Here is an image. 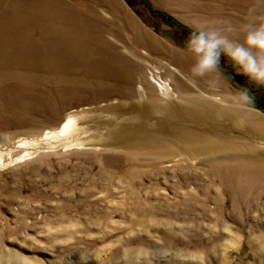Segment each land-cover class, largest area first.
Instances as JSON below:
<instances>
[{"label": "rangeland", "instance_id": "374dc122", "mask_svg": "<svg viewBox=\"0 0 264 264\" xmlns=\"http://www.w3.org/2000/svg\"><path fill=\"white\" fill-rule=\"evenodd\" d=\"M144 2L0 0V264H264V0ZM130 106L187 132L110 142Z\"/></svg>", "mask_w": 264, "mask_h": 264}, {"label": "bare ground", "instance_id": "6f19581e", "mask_svg": "<svg viewBox=\"0 0 264 264\" xmlns=\"http://www.w3.org/2000/svg\"><path fill=\"white\" fill-rule=\"evenodd\" d=\"M243 7V6H242ZM249 9H253L251 7H248ZM258 10H261L260 7L258 6ZM4 15V14H3ZM1 16L0 17V28L2 26H4L5 24L9 23L10 21L7 20V18H9L8 16ZM19 21V18L17 19V23L20 25V26H23L20 24ZM263 23H264V20H263ZM2 29H0V35L2 33ZM23 40L27 41L26 42V45L27 46V51H35L38 53V50L35 46H33L35 44V42L33 41V39L29 36L28 37H23ZM15 49H18L17 47ZM48 55V54H46ZM80 56H84L83 54H80ZM1 57V56H0ZM82 62L84 65H86L88 62L85 58H82ZM99 61H100V64L101 65H106L107 63V59H104L103 57L102 58H99ZM112 64H113V61L112 62H109V73L111 74L112 73ZM18 66L17 63L13 62V63H4L2 61V57L0 58V89L2 90L1 93H0V97L4 98L7 96V94L9 93L10 96L12 97V101L15 102L16 101V95H18V93L16 94L17 92V86H9L8 88H6L5 86V83L6 82H9L10 80L14 79L16 76V72H15V69L14 67ZM85 68L90 72L92 73V70H91V67H88V66H85ZM8 71V72H7ZM116 74H120V75H124V76H127L128 73L127 72H132L133 71V68H131L129 71H126L120 67H118L116 70ZM93 74V73H92ZM20 79H24V77H21L19 76ZM25 80V79H24ZM7 84V83H6ZM15 85V84H14ZM84 85V84H83ZM4 88V89H3ZM169 89V88H168ZM8 91V92H7ZM170 93V92H169ZM166 94V93H165ZM23 103H25V101H22V99H20V105H23ZM35 103V102H33ZM138 108L139 110L141 111H137ZM129 112L127 113H132V114H136L139 119L143 122L141 126L139 125H118L119 127L117 128V131H115L114 133L110 134L111 135V140L110 142H115V143H118V142H129V141H132L134 143L138 142L140 144H147V137L148 136H152V135H157L158 136H168V137H171L172 138H175V136L177 135H182L181 133H186L187 131L186 130H183L182 132H177L174 127L173 128H169V127H172L171 125L169 124H166V123H157V126L158 128H161L159 131H149L146 128V124L144 123V120L142 117H145V116H149V115H152L153 113L157 112V111H154V107H135V106H130L129 108ZM178 108L176 109H173V106L172 108L168 111L170 113V120H179L180 118L183 117V115H185L186 118H188L189 120H192L194 122H196L197 124H199L200 122L204 121L203 118H201L202 116V112L199 110V109H196V108H190V110H188V114L186 113H180V115H177L176 111H177ZM204 109V108H202ZM201 109V110H202ZM205 110V109H204ZM167 112V113H168ZM158 113V112H157ZM172 113V114H171ZM78 115L79 114H72V113H69L66 115V118L64 120V122L61 124L60 126V129L58 132H61L63 134H68V133H71V131L74 129V127H76V123H77V120H78ZM205 115V113L203 114ZM80 117V116H79ZM160 117V116H159ZM162 117V116H161ZM164 117V116H163ZM208 117V116H207ZM213 117V113L212 112H209V118H212ZM131 118H135V116H132V117H128L127 121H130ZM166 118V116H165ZM139 120V121H140ZM126 121V120H125ZM167 121V120H166ZM176 131V132H175ZM194 131V130H193ZM193 131H190L187 135V137L191 138V139H195L196 138V132H193ZM49 134V133H48ZM59 134V133H58ZM157 138V137H156ZM159 138V137H158ZM176 139V138H175ZM164 141V139H162ZM145 142V143H143ZM166 143V142H165ZM169 143V142H168ZM173 144V143H172ZM186 144V143H185ZM169 145V144H168ZM192 145V144H191ZM194 145V144H193ZM161 146V144L159 145ZM183 146V145H182ZM172 147V146H171ZM175 147V146H174ZM187 147V145H186ZM205 145L200 147L199 149H195L194 151H196L197 153L198 152H202L205 150ZM168 148V146H167ZM147 149V148H145ZM159 149V148H158ZM179 149V148H178ZM207 149V147H206ZM150 150V149H149ZM182 150V149H181ZM202 150V151H201ZM148 151V150H147ZM154 151V150H153ZM143 152V151H141ZM179 153V152H178ZM174 155V154H173Z\"/></svg>", "mask_w": 264, "mask_h": 264}, {"label": "water", "instance_id": "95a60500", "mask_svg": "<svg viewBox=\"0 0 264 264\" xmlns=\"http://www.w3.org/2000/svg\"><path fill=\"white\" fill-rule=\"evenodd\" d=\"M219 52H220L219 47H217V46L212 44V45L209 46V49L206 52L201 53L200 56L205 58V59H207L208 61H210L217 70L221 71L220 70L221 63L217 59ZM207 55H212L213 59H209L207 57ZM221 73L226 77V79L228 80V82L231 85H234L235 83L237 85H240V83L237 82L236 77H235L234 74L229 73V72H225V71H221ZM240 90L247 97H249V95L247 94L246 90H244V89H240ZM240 101L242 102V104L244 106H246V107H248L250 109L257 110V111H260V112L264 113V105H262L258 100H256V99H250V100L240 99Z\"/></svg>", "mask_w": 264, "mask_h": 264}, {"label": "trees", "instance_id": "16d2710c", "mask_svg": "<svg viewBox=\"0 0 264 264\" xmlns=\"http://www.w3.org/2000/svg\"><path fill=\"white\" fill-rule=\"evenodd\" d=\"M143 3L144 4H147L146 2H144V0H143ZM148 6V5H147ZM162 17H163V19L165 20V22H168L169 21V19H168V17L166 16V15H164V14H162L161 15ZM198 37V36H197ZM262 104V103H261ZM263 105V104H262Z\"/></svg>", "mask_w": 264, "mask_h": 264}]
</instances>
